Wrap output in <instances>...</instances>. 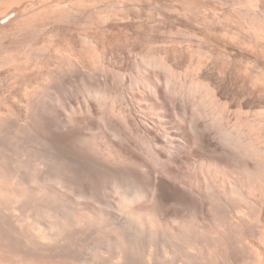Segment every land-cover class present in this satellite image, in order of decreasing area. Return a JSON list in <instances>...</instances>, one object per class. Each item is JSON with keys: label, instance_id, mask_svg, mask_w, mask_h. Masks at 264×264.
Instances as JSON below:
<instances>
[{"label": "bare ground", "instance_id": "bare-ground-1", "mask_svg": "<svg viewBox=\"0 0 264 264\" xmlns=\"http://www.w3.org/2000/svg\"><path fill=\"white\" fill-rule=\"evenodd\" d=\"M15 1L0 6V46L11 39L0 69L18 80L0 76V264H264V0H233L225 18L235 31L213 25L226 41L236 38L238 46L224 50L244 73L239 91L233 76L220 77L234 65L227 54L218 53L217 73L206 68L203 48H159L151 33L144 42L154 47L134 56L101 52L81 30L75 46L45 39L49 25H101L133 0L122 9L118 0L7 8ZM184 6L189 15L194 5ZM209 31L202 38L210 41ZM71 75L81 84L61 89ZM94 78L103 79L93 85Z\"/></svg>", "mask_w": 264, "mask_h": 264}, {"label": "rangeland", "instance_id": "rangeland-1", "mask_svg": "<svg viewBox=\"0 0 264 264\" xmlns=\"http://www.w3.org/2000/svg\"><path fill=\"white\" fill-rule=\"evenodd\" d=\"M28 0H16L15 2H13V3H11V4H8V5H6L7 6V8L9 7V8H16V6H23L22 4L23 3H26ZM32 1H33V3L35 2V0H29V3H30V5L31 4H33L32 3ZM66 2H67V0H65ZM64 1V2H65ZM76 1V0H75ZM74 0L73 1H70L71 3H73V2H75ZM110 1H114V2H117L116 0H109L108 2H110ZM127 1V0H126ZM125 1V2H126ZM140 1V2H139ZM138 2H137V0H133V2L134 3H129L130 4V6H128L129 4H128V1L126 2V4H124L125 2H124V0L123 1H120V0H118V2H120V4H117V6L120 8V9H122V6H123V4L125 5L123 8L125 9V13L123 12L124 11V9H122V11H120L121 12V14H123V15H121L120 17H118V18H112V20H108V22H105V23H108L109 24V26H108V24H105V23H103V24H101V25H88L87 24V22L90 24V22L89 21H86V19L85 18H83L84 19V21H86V23H83V20L81 21L80 19H72V21H69V23L71 24V25H74V27L73 26H70L69 28H68V26L70 25V24H68L67 22L65 23V25L63 24V23H61V24H55V25H49V26H47L45 29V31H46V34H44V35H46V37L43 35V37H40V36H42V34H43V32L41 33H36L35 35H32L33 37H34V39H38L39 37H40V39H38V42H40L39 40H41V42H42V38L44 39V37H45V39H47V38H50V36L53 38L52 40H55L56 42V44H60L61 43V41H64V42H62L63 43V45L65 44V46L66 47H71V45H74L73 43H74V40H75V43H76V39H75V34H77L78 33V31H79V33H80V30H81V33L82 34H86V35H89V34H94V35H92V36H94L95 37V40L96 41H98L99 42V44H100V48H102V49H100V51L102 52V50H107V51H103V52H107V53H117L119 56H122L123 55V53H128V54H132L131 56H134L135 54H136V51H138V53L139 52H141L142 51V49L144 50L145 48H147V47H154V45L153 46H151V45H149L148 46V44L146 43L148 40L150 41L152 38L154 39V37H155V40L156 39H159V40H157V43H156V45L160 48H164V47H175V48H177V50H179L178 52L180 53H187L188 51V53H190V51H191V53H199L198 51H201L202 50V48H203V50H202V52L201 53H203L202 55L204 56V59L207 61V62H205V63H207V64H209V65H207L206 66V68H208V69H211V70H213V71H215V72H217V73H221V70L219 69L220 67V65H219V63H222L223 62V60H224V58H223V60H222V57L220 58H218V53L220 54V53H222V55H223V57H225V55L228 53V52H232V49L234 48V47H232V46H235L236 45V43H237V41H234L236 38H233L234 40L233 41H231V42H234L235 44H233V43H231V42H229V40H231L232 39V37H230L229 35V37H228V43H227V41H226V39H225V36H223V35H225L226 34V32H223L225 29H228V31H235L234 30V28H235V25H233L232 23V25L231 24H229L231 21H229V19L228 18H225V17H228V16H226V15H228V13L231 11V9L233 10L234 9V7H233V0H151V3H150V0H139ZM146 1H148V2H146ZM156 3H158V4H156ZM178 1H180V2H178ZM190 1H192L191 3V5L188 3V4H185L186 2H190ZM1 2H2V0L0 1V6L4 3V1L2 2V4H1ZM61 2H62V0H61ZM68 2H69V0H68ZM117 2V3H118ZM129 2H132V1H129ZM137 2V3H136ZM185 2V3H184ZM179 3H180V5H179ZM181 3H182V5H181ZM143 4V5H142ZM152 4V5H151ZM184 4H185V6H184ZM195 4H197V5H195ZM4 5H5V3H4ZM3 5V6H4ZM12 7H11V6ZM25 5H29V4H25ZM24 5V6H25ZM126 5H127V7H126ZM132 5H133V7L134 6H136V9L134 8V10H133V12L131 11L132 10ZM155 5V6H154ZM175 5V6H174ZM177 5H179V6H177ZM187 5V6H186ZM192 5H194V7H192L191 9H190V14L189 15H183L184 14V11H182L183 10V7L182 6H184V7H188V6H192ZM202 5V6H201ZM206 5V6H205ZM209 5V6H208ZM6 6H4L5 8H6ZM15 6V7H14ZM150 6V7H149ZM154 6V7H153ZM169 6V7H168ZM175 8H174V7ZM201 6V7H200ZM208 6V7H207ZM132 7V8H131ZM170 7H171V9H170ZM190 7H188V8H190ZM197 7V9H195ZM130 8H131V10H130ZM141 8V9H140ZM153 8V9H152ZM162 8V9H161ZM174 8V9H173ZM177 8H179V10L177 9ZM195 10H197V11H195ZM200 8L201 9H204V10H200ZM207 8V9H206ZM129 9V10H128ZM140 9V10H139ZM166 9V11H164ZM168 9V10H167ZM177 9V10H176ZM181 9V10H180ZM185 9V8H184ZM127 10L128 11H130L131 13L129 14V12H127ZM142 10V11H141ZM150 10V11H149ZM171 10V11H170ZM194 10V11H193ZM199 10H200V12H199ZM206 10V11H205ZM210 12H208V11ZM217 10V11H216ZM219 10V11H218ZM140 11V12H139ZM148 11V12H147ZM175 11H179V12H175ZM204 11V12H203ZM228 11V12H227ZM1 12V11H0ZM3 12V14H4V11H2ZM1 12V13H2ZM126 12H127V14H126ZM166 12L168 13V16L171 18V16L173 15V17L171 18V19H167V14H166ZM171 12H172V14H171ZM174 12V13H173ZM181 12V13H180ZM196 14H195V13ZM0 13V14H1ZM145 13H146V15H145ZM164 13H165V15H164ZM177 13V16L175 15ZM178 13H180V14H178ZM198 13V14H197ZM207 13H209V14H207ZM212 13V14H211ZM218 13V15L216 16V14ZM13 14H17V13H13ZM137 14H139L138 16H137ZM148 14V15H147ZM152 14H153V16H152ZM194 14V15H193ZM200 14V15H199ZM203 14V15H202ZM207 15V16H205V15ZM214 14V15H213ZM220 14V15H219ZM144 15V16H143ZM150 15V16H149ZM212 15V16H211ZM0 16H2V14L0 15ZM13 16V15H12ZM11 16V17H12ZM123 16V17H122ZM127 16V17H126ZM139 16H141V18L139 17ZM166 16V17H165ZM200 16V17H199ZM202 16V17H201ZM211 16V17H210ZM129 17V18H128ZM130 17H132V18H130ZM134 17H136L135 19H134ZM153 17V18H152ZM174 17H178L177 19L176 18H174ZM181 19H180V18ZM204 17V18H203ZM220 17H221V20H220ZM121 20H120V19ZM122 18H124V19H122ZM140 18V19H139ZM196 18V19H195ZM200 18H201V20H200ZM225 18V19H224ZM114 19V20H113ZM129 19V20H128ZM139 21H138V20ZM178 19H180V20H178ZM191 21H190V20ZM204 19V20H203ZM218 19V20H217ZM122 20H123V22H122ZM128 20V21H127ZM132 20V21H131ZM133 20H134V22H133ZM214 20V21H213ZM6 20H4V21H2V22H5ZM75 21H77V22H75ZM80 21V22H79ZM118 21H120L121 23H118ZM126 21V23H124ZM131 21V22H130ZM142 21V22H141ZM190 21V22H189ZM203 21V22H202ZM215 21H216V24H214L215 23ZM82 22V23H81ZM143 22H144V24H143ZM193 22V23H192ZM207 22H209V23H211L210 25L212 26V27H210V25H209V23H207ZM227 22V23H226ZM72 23H74V24H72ZM80 23V24H79ZM137 23L139 24V25H137ZM142 23V24H141ZM187 23V24H186ZM206 23V24H205ZM226 25H225V24ZM76 24H78L77 26H76ZM86 24H87V26H86ZM111 24V25H110ZM118 24H120V25H118ZM124 24V25H123ZM126 24V25H125ZM151 24V26H149ZM189 24H191V25H189ZM224 24V25H223ZM228 24V25H227ZM61 25V26H60ZM68 25V26H67ZM82 25V26H81ZM137 25V26H136ZM187 25V26H186ZM195 26V27H193V26ZM201 25V27H199V26ZM209 25V26H208ZM216 26V27H219V29L218 28H214V26ZM218 25V26H217ZM222 27H221V26ZM80 26V27H79ZM88 26L90 27V30H89V28H88ZM102 26V27H101ZM105 26V27H104ZM112 26V27H111ZM125 26H127L128 28L126 29V27ZM138 28H136V27ZM140 26V27H139ZM156 26V27H155ZM204 26V27H203ZM205 26H206V28H208V30L207 31H209V27H210V31L207 33V36H208V34H209V36L211 37L213 34V37H209V39H210V41L209 40H207L206 38H202V37H205L203 34L205 33V32H207V31H202L203 30V28L205 29ZM229 26V27H228ZM232 26H234L233 28H231ZM52 27V28H51ZM61 27V28H60ZM83 27V28H82ZM85 27V28H84ZM107 27H109L108 29L109 30H112L111 32L109 31H105V29H107ZM111 27V28H110ZM122 27V28H121ZM148 27V28H147ZM188 27V28H187ZM190 27V28H189ZM225 29H224V28ZM228 27V28H227ZM87 28V29H86ZM119 28V29H118ZM124 28V29H123ZM146 28V29H145ZM152 28H155V29H152ZM156 28H158L159 29V31L160 32H158V29H157V31H156ZM193 28H194V30H196L197 31V33H196V31H193ZM197 28V29H196ZM202 30H201V29ZM211 28H212V31H211ZM230 28V29H229ZM47 29H49V31L47 30ZM59 29V30H58ZM76 31H75V30ZM103 29V30H102ZM134 29H135V32H134ZM143 29H145V30H143ZM151 29V30H150ZM161 29V30H160ZM179 29H180V31H182V33H183V31L184 32H186L185 34H182L180 31H179ZM213 29H214V31H216L217 29L219 30V31H222L223 33H225V34H223L222 35V33L221 32H219L218 30L216 31L217 32V35H220V33H221V37L223 38V40L221 39H218V37L219 36H215L216 35V33L213 31ZM221 29H224V30H221ZM70 30V31H69ZM72 30H74V32L72 31ZM115 30H118V31H115ZM127 30V31H126ZM130 30H132L131 31V33L129 32ZM139 32H138V31ZM142 30V31H141ZM147 30V31H146ZM199 30V31H198ZM203 32H201V31ZM48 31V32H47ZM63 31V32H62ZM71 31H72V34H70L71 33ZM100 31V32H99ZM105 31V32H104ZM115 31V32H114ZM120 31V32H119ZM146 31V32H145ZM150 31V32H149ZM154 31V32H153ZM178 31H179V33H178ZM192 31V32H191ZM59 34H58V33ZM70 32V33H69ZM99 32V33H98ZM104 32V33H103ZM118 32V33H117ZM122 32H124V34L122 33ZM127 32H128V34H127ZM138 32V33H137ZM142 32V33H141ZM147 32H148V34H147ZM210 32H211V34L212 35H210ZM45 33V32H44ZM48 33H49V36H48ZM101 33V34H100ZM113 33V34H112ZM117 33V34H116ZM143 33H145V34H143ZM153 34L152 36H151V34ZM157 33V34H156ZM192 33V34H191ZM193 33H195V35L193 34ZM199 33V34H198ZM38 34V35H37ZM41 34V35H40ZM71 36H70V35ZM73 34H74V36H73ZM105 34V35H104ZM108 34V35H107ZM122 34V35H121ZM127 36H126V35ZM129 34H130V36H129ZM135 34V35H134ZM182 34V35H181ZM189 34V38H188V35ZM196 34H197V36H196ZM202 34V35H201ZM59 35V36H58ZM66 35V36H65ZM156 35V36H155ZM200 35V37H198ZM35 36H36V38H35ZM48 36V37H47ZM55 36L57 37L56 39H54L55 38ZM97 36V37H96ZM100 36H103V37H100ZM110 36V37H109ZM132 36V37H131ZM139 36V37H138ZM141 36V37H140ZM148 36H151V37H148ZM182 36V37H181ZM187 37V39H186V37ZM191 36H194L193 38H191ZM60 37H62V38H60ZM67 37V38H66ZM73 37V38H72ZM135 37V38H134ZM144 39H143V38ZM146 37H148V38H150V39H146ZM157 37V38H156ZM162 37H164V38H162ZM195 37H197V38H195ZM215 37V38H214ZM216 37H217V39H216ZM221 37H219V38H221ZM226 37V38H227ZM60 38V40H58ZM122 38V39H121ZM166 38H168V39H166ZM200 38V39H199ZM202 38V39H201ZM229 38H231V39H229ZM30 39H33V38H31L30 37ZM33 39V40H34ZM37 39L36 40H34L35 42L37 41ZM63 39V40H62ZM69 39H70V41H69ZM104 39V40H103ZM112 39V40H111ZM114 39H115V41H114ZM118 39V40H117ZM119 39H120V41H119ZM139 39V40H138ZM182 39H184V40H187V41H189V39H190V41L189 42H187V41H184V44H183V41H182ZM196 39H198V40H202V41H195ZM207 40V43L206 42H204V40ZM7 40V41H6ZM10 37L9 38H5L3 41H1V44L3 43V45H1L0 46V50H1V48H2V46L3 47H7V48H3L4 49V51L3 50H1L0 52H1V54L3 55L4 54V56H6L7 54H6V51H8V44L10 43ZM58 40V41H57ZM71 40H72V42H71ZM103 40V41H102ZM133 40H135V42H133ZM147 40V41H146ZM192 40V41H191ZM205 40V41H206ZM211 40H212V42H211ZM137 41V42H136ZM144 41H146V42H144ZM159 41V42H158ZM175 41H177V42H175ZM208 41H209V43H208ZM218 41V42H217ZM38 42H36V43H38ZM104 42V43H103ZM111 42V43H110ZM129 42H131V43H129ZM144 42V43H143ZM179 42V43H178ZM185 42H187V44L185 43ZM198 42H199V44H198ZM219 42H220V45L222 46H219ZM62 43H61V45H62ZM66 43H69L70 45H66ZM72 43V44H71ZM109 45H108V44ZM117 43V44H116ZM125 43V44H124ZM135 43V44H134ZM139 43V44H138ZM141 43V44H140ZM172 43V44H171ZM175 43V44H174ZM178 45H177V44ZM191 43H193V44H191ZM194 43H196V44H194ZM215 43V44H214ZM223 43V44H222ZM230 43V44H229ZM102 44H104V46L102 45ZM146 44V45H145ZM159 44H160V46H159ZM182 44V45H181ZM201 44V45H200ZM207 45V46H204V45ZM210 44H213V45H211L210 46ZM218 44V45H217ZM225 44H227V46H225ZM5 45V46H4ZM7 45V46H6ZM126 45H128V46H126ZM130 45H133V46H131V48H130ZM137 47H136V46ZM143 45V46H142ZM155 45V46H156ZM177 45V46H176ZM187 45V46H186ZM194 45H195V47H194ZM197 45H200V46H197ZM75 46V45H74ZM73 46V47H74ZM156 46V47H157ZM183 46V47H182ZM215 46H217V47H215ZM229 46V47H228ZM236 46H238V45H236ZM235 46V47H236ZM107 47H109L108 49H103V48H107ZM197 47V48H196ZM199 47H201V48H199ZM209 47V48H208ZM228 47V48H227ZM231 47V48H230ZM116 48H117V50H116ZM124 48H126V49H128V50H125ZM136 48V49H135ZM138 48H139V50H138ZM183 48V49H182ZM192 48V49H191ZM196 48V49H195ZM207 48V49H206ZM218 48V49H217ZM220 48V49H219ZM248 48V47H247ZM250 48V47H249ZM7 49V50H6ZM131 51H130V50ZM190 49V50H189ZM201 49V50H200ZM208 49H210V50H208ZM226 50V52H225V50ZM231 49V50H230ZM136 50V51H135ZM196 50V51H195ZM198 50V51H197ZM206 50L208 51V52H210L211 54H210V56L211 57H213V58H211L209 55H208V52L206 53ZM212 50H214L213 52H215L214 54H216L217 55V57H216V55L214 56L212 53ZM216 50H223V52H225L224 54H223V52H217ZM251 50V51H250ZM114 51V52H113ZM118 51V52H117ZM204 51V52H203ZM249 51L250 52H252V49H249ZM5 52V53H4ZM229 53V54H230ZM0 54V56L1 57H4V56H2ZM6 54V55H5ZM205 54V55H204ZM229 54H227L226 55V59L227 60H231V59H233L232 57H231V55H230V57H231V59H230V57H229ZM222 55H219V56H222ZM216 57V58H215ZM229 57V58H228ZM215 59H217V62H216V60ZM218 59H219V63H218ZM220 59L222 60V61H220ZM43 61H48V58H45V59H43ZM50 62H52V61H50ZM49 62V63H50ZM215 62V63H214ZM231 62H232V64H234L233 66H232V64H230L229 66H232L231 68L230 67H228V69H226L223 73H221V75H220V77H222V78H226L227 76L229 77L228 79H230L231 80V76H233L232 78V80L235 82V81H237V83L235 82H231V87L233 86V87H235V88H233L235 91H239V90H242V89H244L245 88V86H246V84H245V78H243V77H245V76H243L244 75V73L243 72H241L240 70H238L239 69V64L240 63H238V62H235V61H232L231 60ZM234 62V63H233ZM211 63H212V65H211ZM252 63V64H251ZM251 63H249V67L251 66V67H254L255 65L253 64V62H251ZM52 64H54L53 62H52ZM216 64V65H215ZM237 66H236V65ZM216 67H215V66ZM245 65V64H244ZM247 66H248V63L246 64ZM252 65H254V66H252ZM235 66V67H234ZM213 67V68H212ZM218 67V68H217ZM238 67V68H237ZM215 68V69H214ZM7 69L8 68H3V69H0V76H1V79L2 78H4L5 79V81L7 82V81H9V79H10V77L11 76H9V74H10V72H9V70L7 71ZM217 69V70H216ZM232 69V70H231ZM229 72H228V71ZM236 70L239 72V73H237L236 72ZM218 71H220V72H218ZM233 71V72H232ZM8 72V73H7ZM232 72V73H231ZM6 73V74H5ZM226 73H228V74H230V75H228V74H226ZM243 73V74H242ZM2 74V75H1ZM128 74H129V72H128ZM233 74V75H232ZM239 74H241V75H239ZM235 75V76H234ZM237 75H239V77L237 76ZM5 76H7V77H5ZM33 76V75H32ZM72 76V75H71ZM77 75H74V76H72V77H75V78H72V77H70V76H67L66 77V79L60 84L61 86L60 87H62L61 89H64L65 87H72L73 88V90H76L77 89V87H78V85H80L81 83L79 82V79H78V77H76ZM236 76H237V78H236ZM9 77V78H8ZM70 77V78H69ZM101 77V76H100ZM6 78H8V80H6ZM104 78V77H103ZM102 78V79H103ZM127 78H128V80H127ZM235 78V79H234ZM240 78V79H239ZM242 78H243V81H242ZM67 79H72L71 81L70 80H67ZM74 79V80H73ZM100 80H101V82H102V79L101 78H99ZM11 80V82H9V83H11V84H13V83H15V84H17L18 82V80L16 81V82H13V79H10ZM93 80H95V81H93ZM100 80L99 81H97V78H94V79H92L91 80V83H93V85H94V83H95V85H97L98 84V82H100ZM15 81V80H14ZM77 81V82H76ZM128 81H130V74H129V76H127V73H126V83L128 82ZM239 81H241V82H239ZM70 83V84H68V83ZM97 82V83H96ZM100 82V83H101ZM9 83H7V84H9ZM129 83V82H128ZM241 83V84H240ZM15 84H13L14 86H15ZM64 84V85H63ZM235 84H236V86H235ZM237 84H239V85H237ZM18 85V84H17ZM244 85V86H243ZM238 86H240V88H242V89H240ZM5 88V90H2V91H4L3 93H4V97L3 98H5L3 101H6V102H4V104H3V107L5 108V105H7V103H8V98H9V96H10V91L9 90H7L8 88L7 87H4ZM3 88V89H4ZM7 88V89H6ZM66 89V88H65ZM64 89V90H65ZM11 90V89H10ZM9 91V92H8ZM12 91V90H11ZM9 94H8V93ZM255 92V93H254ZM7 93V94H6ZM252 94H251V96H257L258 94H257V90L255 91V90H253L252 92H251ZM259 93V92H258ZM261 93V92H260ZM259 93V95H258V97L259 96H261V95H263L262 93L260 94ZM256 94V95H255ZM5 95H6V97H5ZM7 95H9L8 97H7ZM258 97H255V98H258ZM264 102V101H263ZM59 144H61V143H59ZM64 145V144H63ZM62 144H61V147L63 146ZM67 145H65V147H66ZM58 148H59V146H58ZM66 148H70L69 146H67ZM66 148H62V150H67ZM61 149V148H60ZM59 149V150H60ZM72 150V149H71ZM71 150H67V152H63V151H61V152H63V153H68V152H72ZM70 154V153H69ZM92 177L94 178V180H95V182L96 183H98L99 181H100V178H99V176H98V174L97 173H95V172H92ZM41 261V263H46L45 262V260L43 261V259H40Z\"/></svg>", "mask_w": 264, "mask_h": 264}]
</instances>
